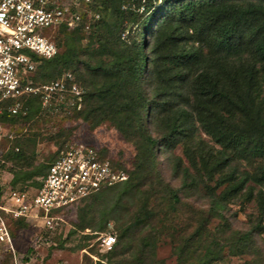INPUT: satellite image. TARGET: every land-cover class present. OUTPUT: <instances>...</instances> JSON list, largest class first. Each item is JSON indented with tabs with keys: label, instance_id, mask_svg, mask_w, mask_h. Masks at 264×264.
<instances>
[{
	"label": "trees",
	"instance_id": "trees-1",
	"mask_svg": "<svg viewBox=\"0 0 264 264\" xmlns=\"http://www.w3.org/2000/svg\"><path fill=\"white\" fill-rule=\"evenodd\" d=\"M94 7H106L112 15L110 18L117 16L121 21L132 15L135 17L130 21H136L141 17L137 13L140 8L151 11L139 24V37L129 42L111 35L115 25H109L100 10L101 19L89 23L86 29L84 23L74 29L62 25L54 36L57 53L51 58H39L35 84L51 82L66 72L81 74L76 63L82 41L95 42L98 46L89 51L91 55L84 62L88 75L85 71L81 75L88 83L85 82L86 89L79 96H66L65 100H73L75 116H81L89 127L109 119L125 137L137 138L139 151L132 159L135 167L126 180L103 188L93 195L89 205L78 208L76 218L70 221L71 233L80 230L85 240L83 246H87L88 240H96L100 233L106 232L109 217L115 213L118 236L97 264H115V261L116 264H162L155 260L153 237L144 236L137 242V234L149 224L154 213L145 204L137 208L139 203L135 202L146 191L143 185H153L158 147H174L180 140L190 166L196 170L197 175L192 177L197 181L201 177L213 203L212 215L230 197L242 195L246 200L256 199L260 216L249 230L235 232L231 240V247L245 252L252 243V233L264 230V0H91L89 9ZM103 51L112 52L114 57L92 63L91 58ZM148 62L150 68L145 78ZM78 97L80 102L76 101ZM43 98L42 92L23 97L21 110L11 113L5 108L0 122L4 126L19 121L28 123L42 109ZM154 118L165 124L164 132L155 129L150 134L146 123ZM195 122L213 144L208 145L201 138L193 141L191 127ZM16 142L15 137L13 148L5 154L19 167L10 168L11 184L17 189L38 187L37 178L46 173L53 158L47 164L24 171L27 157ZM202 145L208 155L202 156L198 164L192 149L196 146L194 149L203 150ZM244 160L246 167L241 168ZM188 170L185 173L189 174ZM215 174V184L210 186L206 182L214 180ZM223 184V191L215 195V189ZM116 187L120 188L119 194L112 196L110 205L106 204L101 212L95 197ZM256 187H259L257 192ZM170 192L173 204L176 193ZM133 204L135 208L131 212ZM9 224L12 236L13 229L30 226L21 219L10 220ZM86 228L90 230L84 232ZM214 241L219 245L216 238ZM210 253L203 254L205 261L207 257L208 261L216 259ZM122 255L124 258H119Z\"/></svg>",
	"mask_w": 264,
	"mask_h": 264
},
{
	"label": "rangeland",
	"instance_id": "rangeland-1",
	"mask_svg": "<svg viewBox=\"0 0 264 264\" xmlns=\"http://www.w3.org/2000/svg\"><path fill=\"white\" fill-rule=\"evenodd\" d=\"M99 10L104 12V18H108L109 25H115L112 28L111 35L116 34L121 41L129 42L139 37V24L143 17L150 13L151 8L147 11L140 8L137 13L141 17L136 21L135 19L130 21V18L135 17V15L125 17L121 21L117 16L110 18L112 15L106 7L100 9L94 7L86 10L85 21L88 19V22L93 24L100 20ZM119 22L121 23L119 24ZM145 38L148 39L146 35ZM86 41L87 39L82 41V50L78 55L79 61L76 63V67L81 68V74L70 72L73 78L72 83H75L77 89L81 92L86 89L85 85L87 83L81 77L83 71L86 72L84 62L91 55L89 51L98 46L95 42L90 44ZM113 57L112 52L103 51L91 59L94 60L92 63L96 62L98 64ZM149 68L148 62L143 75L145 78L146 73L147 75L149 73ZM86 74L88 75V72ZM63 76L64 73L56 80L44 84L61 80ZM64 83L66 86L71 84L68 80H64ZM71 94L74 95L69 91L56 90L43 100L42 109L28 123L24 124L19 121L8 123L9 125L6 124L2 129L0 128V133L10 132L13 135L9 150L13 148L15 137L17 138L16 143L24 149L27 159L23 170L30 171L33 166L47 164L69 142H84L96 147L100 153L110 157L117 166L124 168L128 173L132 171L135 167L133 160L139 151V144L136 143L138 139L125 137L113 123H110L109 119L102 120L96 127H91V125L89 127L81 116H75L72 110L73 100H65V97L71 96ZM76 101L80 102L81 98ZM175 102L178 103L179 100L177 99ZM79 107L80 104L77 105V108ZM152 120L146 123L150 134L154 133L155 129L158 132H164L166 126L160 118ZM193 124L191 127L193 141L197 142L201 138L208 145L213 144L211 138L202 132L198 123ZM190 144L194 145L192 142ZM202 147L203 150L192 149L198 164H200L202 156L207 157L208 155L204 145ZM156 156L157 168L153 172V178H151L153 185L148 187L147 184L143 185L142 188L146 191L135 202V204L139 203L137 208L141 204H145L147 209L153 211L154 215L149 224L137 234V242L140 243V239L144 236L147 238L153 237L155 260H159L162 264H264V230L260 233H252V243L246 248L245 252L231 247V240L235 238V232L241 233L249 230L251 224H254L257 217L260 216L256 199L253 197L246 200L242 195L230 197L223 202L222 206L217 207L214 216L212 215L213 211L210 210L213 203L206 193L201 177H197V179H200L198 181L192 177L197 175L196 170L190 166L187 154L184 152V145L180 143V140L174 147L166 145L158 147ZM245 163L247 164L245 160L241 162V168L246 167ZM11 164L12 168L14 166L13 169L11 168L12 170H18L17 165ZM186 168L189 169V174L185 173ZM216 179L217 174H215L214 180L206 183L214 186ZM224 187L225 184L216 188L215 195L219 196ZM149 189H152L150 196L147 192ZM258 189L259 187H256L254 191L257 192ZM262 189L264 190V186ZM171 190L176 193L173 204L170 201ZM119 191L120 188L116 187L114 191L108 190L99 194V197H95L97 198V207L101 212L105 210L106 204L110 205L111 197L119 194ZM93 198L94 196L87 199L79 208L89 205L90 200ZM134 208L135 205L133 204L130 211L132 212ZM67 214L61 226H58L53 233L49 234L51 237L48 240L45 239L43 232L30 226L17 231L13 229L14 246L17 252L22 255L24 251L33 249V251L44 256L45 264H97L99 258L103 254H107L108 251L100 250L95 238L88 240L86 243L88 245L83 246L85 244L83 233L80 230L74 233L70 231L72 229L70 221L76 218V211ZM115 218V213L110 215V224L106 232L103 233L111 232L116 237L118 236L115 228ZM97 219H99V213ZM87 230L90 229L86 228L84 232H88ZM214 238L217 239L219 245L214 241ZM0 246L5 248L7 243L0 241ZM220 247L221 249H219ZM210 252L215 254L216 259L208 261L209 257H207L205 261L203 254H211ZM11 258V254H5L1 264H11ZM119 258H124V256H119Z\"/></svg>",
	"mask_w": 264,
	"mask_h": 264
},
{
	"label": "built area",
	"instance_id": "built-area-1",
	"mask_svg": "<svg viewBox=\"0 0 264 264\" xmlns=\"http://www.w3.org/2000/svg\"><path fill=\"white\" fill-rule=\"evenodd\" d=\"M91 0H0V114L4 109L17 113L21 99L37 92L44 99L52 92L69 91L79 96L81 91L72 83V74L64 73L51 84H35L39 58H51L57 51L55 35L63 25L74 29L84 21ZM84 21V22H83ZM64 80L71 82L66 86ZM80 98V97H78ZM6 103V104H5ZM23 113L26 110H22ZM4 125L0 122V128ZM13 139L10 132L0 133V264L5 254H11V264H45L44 256L31 250L20 255L14 246L10 220L21 219L30 227L51 237L65 221L67 213L103 188L126 180L127 170L117 166L93 145L69 142L48 163L39 186L17 189L12 186L11 161L5 157ZM17 150V148H15ZM116 241L111 233H100L96 242L100 250H110Z\"/></svg>",
	"mask_w": 264,
	"mask_h": 264
}]
</instances>
